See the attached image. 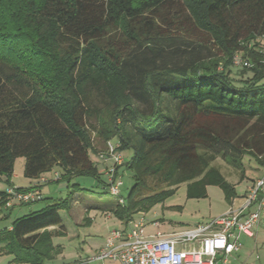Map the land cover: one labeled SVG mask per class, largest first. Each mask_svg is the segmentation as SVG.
Segmentation results:
<instances>
[{
	"label": "trees",
	"instance_id": "obj_1",
	"mask_svg": "<svg viewBox=\"0 0 264 264\" xmlns=\"http://www.w3.org/2000/svg\"><path fill=\"white\" fill-rule=\"evenodd\" d=\"M261 38L264 0H0V180L11 183L25 156L27 177L59 166L56 181L68 191L0 229V255L52 260L61 248L53 237L64 232L60 209L89 190L76 178L110 192L92 138L104 112L103 140L133 150L114 165L116 174L123 165L133 173L129 194L112 203L126 227L183 183L190 198L215 185L232 201L235 187L213 162L240 168L249 154L264 164V62L252 54L253 66L237 64L252 75H231L235 55ZM10 198L0 190V203Z\"/></svg>",
	"mask_w": 264,
	"mask_h": 264
},
{
	"label": "rangeland",
	"instance_id": "obj_2",
	"mask_svg": "<svg viewBox=\"0 0 264 264\" xmlns=\"http://www.w3.org/2000/svg\"><path fill=\"white\" fill-rule=\"evenodd\" d=\"M252 48L260 50L261 53L257 54L252 52ZM252 54H254L258 60L260 59L264 62V38L259 40V45L257 47H248L245 51L235 55V65H233L231 73L233 77H236V79H246L252 75L249 71V73L242 74V66L237 65L235 61L236 59L248 61V68H250L255 64ZM94 123L97 126L92 130L94 144L100 154L104 153L106 155L109 153L110 142H114V140L104 141L99 130L103 127V124H105L104 126H110V113L104 112L98 119H94ZM115 153L122 154L124 161L128 162L132 158L133 150L131 148L118 149L115 150ZM91 157L93 161L97 162L98 157L95 156L93 152H91ZM25 161V156H20L16 159L14 172L10 178L11 183L7 182L6 177H2L0 180V190H8L14 184L15 187L25 188L28 187L31 182L40 180V178L30 179L25 175ZM213 165L217 166L226 179L235 187L237 196L232 201H228L225 192L219 186L211 185L208 187L207 197L190 198L187 194V184L183 183L179 185L176 192L165 201L157 203L148 212L135 215L134 220H145V236L157 233L167 235L195 228L198 225L210 224L215 218L229 211L231 208H240L243 206L248 197L250 187L253 186L257 179L264 177V164L260 163L255 156L249 154H246L240 159V168L223 157H218L213 162ZM113 168L115 169L116 167L113 166ZM120 168H122L121 175L117 172V176H121L122 179L120 194L126 197L134 183L133 173L125 165ZM108 169L101 168V170L107 173L103 174L104 178L102 177V179L106 181H110ZM55 170L61 169L59 166H56L51 172H47L43 175L46 178L54 180L43 185V195L41 199L32 203H22L17 199H12L10 207L0 203V229L10 228L17 218L45 208L53 203L54 200L67 196L68 191L66 189V182L55 181L57 178ZM103 171H101V173H103ZM76 180L83 184V186L89 188V190H81L79 192L77 197L80 198V203L78 202L76 205L81 207H83V205L87 207L90 206L87 209L92 220L88 223L87 218H85L83 224H79L77 222L78 218L72 216L71 210L64 208L60 209L64 232L55 235L53 237V242L55 245H60L61 248L60 251L55 254L54 258L46 261L45 264H64L81 258L94 257L97 255L100 248L103 247L111 230H122L126 227L121 220L107 210L111 206L110 204L114 202L115 196L105 191L101 186L102 183H99L91 177L81 176L77 177ZM78 198L76 200H78ZM72 204H74V202ZM112 206L115 207V205ZM249 240H251L252 243L254 241V239L247 238L246 236L242 237V241L244 242H248ZM252 243L244 246L250 249V254H245L246 248H244L241 252H237L229 257L230 262L228 264H247L248 262L264 264V251L262 250L264 245H261L260 242L259 248L254 249L252 248ZM257 257L260 259H257ZM13 259V254H2L0 255V264H32L30 262L13 261ZM105 264L120 263L116 261H106Z\"/></svg>",
	"mask_w": 264,
	"mask_h": 264
},
{
	"label": "built area",
	"instance_id": "obj_3",
	"mask_svg": "<svg viewBox=\"0 0 264 264\" xmlns=\"http://www.w3.org/2000/svg\"><path fill=\"white\" fill-rule=\"evenodd\" d=\"M235 61L237 64L242 62L241 59ZM245 64L248 65V62ZM115 150L117 146L110 142L109 153H101L100 159L112 160L114 165H121L124 158L122 154L115 153ZM113 166L108 169L109 191L113 195H119L122 179L117 176ZM47 181L48 178L41 177L33 184L35 189L29 191L10 187L7 191L11 198L7 206H11L12 199L22 203L41 199L39 187ZM123 201L119 197V202ZM261 225L264 226V177L257 179L250 187L243 206L231 208L210 224L167 235L157 233L145 236V220H133L127 228L111 230L96 256L65 264H105L106 261L120 264H226L229 257L242 248L240 236L254 237Z\"/></svg>",
	"mask_w": 264,
	"mask_h": 264
},
{
	"label": "crops",
	"instance_id": "obj_4",
	"mask_svg": "<svg viewBox=\"0 0 264 264\" xmlns=\"http://www.w3.org/2000/svg\"><path fill=\"white\" fill-rule=\"evenodd\" d=\"M114 165V162L112 161V160H108V161H106V162H104L103 160H99V170L100 171H103V170H101V168H107V167H111V166H113ZM56 172L55 173H58L59 172V170H55ZM104 172V174L106 173L105 171H103ZM121 173H122V168H118V174H120L121 175ZM107 174V173H106ZM56 176H57V174H56ZM102 177L104 178V175H103V173H102ZM31 179V178H30ZM50 179V181L51 180H54V179H51V178H49ZM49 181V182H50ZM55 181H56V179H55ZM36 182V181H35ZM35 182H31L30 183V185L29 186H31V185H33ZM44 184H46V183H44ZM44 184H42L41 186H40V190H41V193H43V185ZM14 187H15V184L13 185ZM28 186V187H29ZM17 187V186H16ZM66 189H67V185H66ZM43 195V194H42ZM79 195V193H77L76 195H75V199H74V204H72V207H71V213H72V216L75 218V217H77L78 219H77V222L79 223V224H83V220L85 219V218H87V220H88V223L89 222H91V220H92V218L89 216V211H88V209L87 208H89L90 206H84L83 205V207H81V206H79V205H76L78 202L80 203V198H78L77 196ZM76 197L78 198V200H76ZM111 205V206H110ZM109 206V208L107 209V208H105V209H107V210H109L112 214H113V212H112V204H110ZM235 209H237V208H235ZM73 210V211H72ZM226 213V212H225ZM80 214H82V215H80ZM79 215H80V217H79ZM157 224H158V222H157ZM11 227V226H10ZM124 228H127V227H124ZM243 236H246V235H241L240 236V242L242 243V248L240 249V251H238V252H241L242 250H244V248H246L245 250V254H250V249H248L247 248V246L246 247H244L245 245H250L252 242H251V240H249L248 242H244V241H242V237ZM247 238H250V239H254V241H253V245H252V248H256V249H258L259 248V244H260V242H261V245H264V226L263 225H261L259 228H258V230H257V233H256V235L254 236V237H249V236H246ZM250 248V247H249ZM263 251H264V247H263V249H262ZM237 252H235V253H233L232 255H234V254H236ZM231 255V256H232ZM230 256V257H231ZM257 259H260V258H258L257 257ZM230 262V259H229V261L226 263V264H228ZM247 264H253L252 262L251 263H247ZM256 264V263H255ZM261 264V263H260Z\"/></svg>",
	"mask_w": 264,
	"mask_h": 264
}]
</instances>
